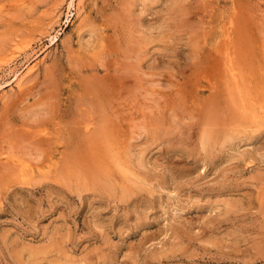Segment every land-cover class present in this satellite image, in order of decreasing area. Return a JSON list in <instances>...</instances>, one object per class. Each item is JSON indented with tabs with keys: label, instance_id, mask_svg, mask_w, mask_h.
Masks as SVG:
<instances>
[{
	"label": "rangeland",
	"instance_id": "rangeland-1",
	"mask_svg": "<svg viewBox=\"0 0 264 264\" xmlns=\"http://www.w3.org/2000/svg\"><path fill=\"white\" fill-rule=\"evenodd\" d=\"M0 264H264V0H0Z\"/></svg>",
	"mask_w": 264,
	"mask_h": 264
},
{
	"label": "bare ground",
	"instance_id": "bare-ground-1",
	"mask_svg": "<svg viewBox=\"0 0 264 264\" xmlns=\"http://www.w3.org/2000/svg\"><path fill=\"white\" fill-rule=\"evenodd\" d=\"M52 41V40H51Z\"/></svg>",
	"mask_w": 264,
	"mask_h": 264
}]
</instances>
